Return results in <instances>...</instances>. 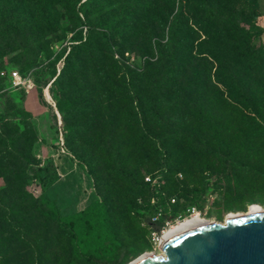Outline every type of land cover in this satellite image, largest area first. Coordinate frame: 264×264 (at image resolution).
Here are the masks:
<instances>
[{"label":"rangeland","instance_id":"rangeland-1","mask_svg":"<svg viewBox=\"0 0 264 264\" xmlns=\"http://www.w3.org/2000/svg\"><path fill=\"white\" fill-rule=\"evenodd\" d=\"M179 1L0 0V264H93L72 259L43 192L62 214L100 200L130 262L161 254L193 216L223 224L264 210L263 111L210 95L204 111L178 115L171 101L190 97V81L151 88ZM183 1L188 24L204 13L214 29L225 21L230 45L264 52V0ZM14 72L30 87H14Z\"/></svg>","mask_w":264,"mask_h":264},{"label":"trees","instance_id":"trees-1","mask_svg":"<svg viewBox=\"0 0 264 264\" xmlns=\"http://www.w3.org/2000/svg\"><path fill=\"white\" fill-rule=\"evenodd\" d=\"M179 2V8L172 17L169 27L168 56H163L160 60L156 74L151 80V88L162 90L170 85H176L181 80L190 81L187 87L190 97L176 96L171 101V105L178 110V115L182 114L186 106L204 111L205 106L215 101L238 113L246 108L256 112L262 110L264 113V52L258 53L255 48L252 50L235 44L230 45L231 32L224 28L225 21L222 20L220 26L214 29L217 19L211 20V17L204 13H200L195 21L191 19V23L188 24L189 19L183 8V4L187 3L183 0ZM200 3L201 0H198L194 5ZM241 18L245 19L243 16ZM241 33L242 31L237 36H241ZM218 36L223 39L218 43H212L214 37ZM226 42L229 45H224ZM214 65L217 71L213 74L215 81L211 82L210 71ZM192 72H196V78L191 76ZM163 73L165 79L160 86L158 79ZM218 75L220 78L217 77ZM257 85L261 86L259 92L255 89ZM217 86H223L224 91L219 92ZM140 92L139 89L133 88L129 93L138 98L142 94ZM210 95H213V102ZM152 106L153 112L156 113L157 104L153 103ZM47 166L36 169V173L45 172ZM51 184L52 181L48 179L42 184L43 189ZM40 198L47 206L48 215L53 216L59 225L69 232L73 260L83 259L93 264L130 262L123 256V246L111 229L106 208L100 200L95 199L78 212L62 214L54 201L46 198L45 192ZM150 211V216L154 217L155 206H152ZM136 257L138 255L134 254L131 260Z\"/></svg>","mask_w":264,"mask_h":264},{"label":"water","instance_id":"water-1","mask_svg":"<svg viewBox=\"0 0 264 264\" xmlns=\"http://www.w3.org/2000/svg\"><path fill=\"white\" fill-rule=\"evenodd\" d=\"M158 249L161 256L136 264H264V213L254 209L214 225L197 219L167 236Z\"/></svg>","mask_w":264,"mask_h":264},{"label":"bare ground","instance_id":"bare-ground-1","mask_svg":"<svg viewBox=\"0 0 264 264\" xmlns=\"http://www.w3.org/2000/svg\"><path fill=\"white\" fill-rule=\"evenodd\" d=\"M254 209L257 210V209H259V208H258V207H257V208H256V207H252V208L250 209V211H251V210H254ZM259 210H260L262 213H264V210H262V209H259ZM250 211H249V213H250ZM249 213H247V214H249ZM247 214L228 215V216L226 217L224 223H226V220H227L229 217H246ZM197 219L200 220V221H202V222H204V223H206V224H209V225H211V224H213V225L216 224V223H214V222H208V221H206V220L199 219L198 216H193L191 219L186 220V221H183V222L177 224L176 226H174L173 228H171V230H170L166 235H164V236L161 238L160 243L162 242V240H164V239H165L167 236H169L171 233L175 232L176 230H178V229H180V228L186 226L187 224H189V223H191V222H193V221H195V220H197ZM224 223H223V224H224ZM221 224H222V223H221ZM160 243H159V244H160ZM158 246H159V245H158ZM159 250H160V249H159ZM160 253H161V254H159V255H155L154 253H147V254H144V255H142V256L136 258L135 260H133V261L130 262L129 264H136L137 262H139V261H141V260H143L144 258H147V257H149V256H153V257L161 256V255H162V250H160Z\"/></svg>","mask_w":264,"mask_h":264},{"label":"built area","instance_id":"built-area-1","mask_svg":"<svg viewBox=\"0 0 264 264\" xmlns=\"http://www.w3.org/2000/svg\"><path fill=\"white\" fill-rule=\"evenodd\" d=\"M11 80H12L13 86L18 87V88L26 89V88H29L31 84L29 80L23 79L16 72L11 74ZM153 236H156V233H153ZM156 241L158 242L157 238H156Z\"/></svg>","mask_w":264,"mask_h":264}]
</instances>
